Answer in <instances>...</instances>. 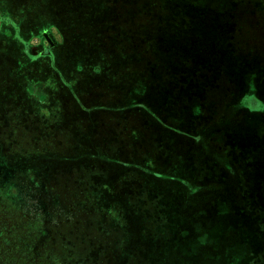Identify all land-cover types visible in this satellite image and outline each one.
<instances>
[{"label":"rangeland","instance_id":"1","mask_svg":"<svg viewBox=\"0 0 264 264\" xmlns=\"http://www.w3.org/2000/svg\"><path fill=\"white\" fill-rule=\"evenodd\" d=\"M160 1L154 18L161 26L149 43L159 63L149 72L160 76L141 81L131 102L121 101L142 100L132 107L161 133L156 142H164L133 169L159 209L149 217L151 234L124 190L112 189L125 168L103 167L109 171L104 193L86 197L88 187L84 192L75 179L53 172L92 160L90 152L76 148L63 163L44 151L62 141L33 133V116L51 115L74 96L76 63L95 67L101 59L99 47L83 46L97 41V32L72 8L55 15L35 10L38 0L21 9L0 0V264H161L164 256L169 264H242L248 246L259 245L249 228L264 222V50L242 51L241 38L230 37L233 18L242 15L236 3L251 8L264 33L256 9L262 13L264 0ZM108 27L100 40L115 62ZM100 103L108 106L102 112L117 111L115 100ZM79 109L74 99L63 125L74 124ZM68 145L65 140L61 148Z\"/></svg>","mask_w":264,"mask_h":264},{"label":"trees","instance_id":"2","mask_svg":"<svg viewBox=\"0 0 264 264\" xmlns=\"http://www.w3.org/2000/svg\"><path fill=\"white\" fill-rule=\"evenodd\" d=\"M14 1L11 7L15 9H21L23 7L31 6L33 7L36 0H11ZM39 5L36 6L38 12L43 13L50 8L53 14H63V10L67 8H72L73 13L84 17V23L88 24L92 29H95L99 39L97 41L87 40L84 43V47L91 49L92 47H99L102 52V57L97 61H109L111 60L106 56L104 43L101 42L100 36L105 33L106 26L109 25L108 30L110 34H113V40L110 39L108 44H110V49L113 52V59L116 63H135L143 62L150 63L154 61L149 43L152 39V35L161 26L160 23L156 22L157 17L154 18L160 10L159 6L154 5V0H38ZM98 4L99 6H97ZM151 7V9H150ZM157 8V12H153V8ZM93 17L90 18L89 16ZM157 19V20H156ZM89 22V23H87ZM87 26V25H86ZM77 27H79L77 25ZM112 31V32H111ZM156 73V72H155ZM119 76L112 80L111 84L116 87V89L124 88V85L129 84H140L144 81V77L134 72L131 75ZM134 87V86H132ZM128 91L131 95L139 90V87L132 88ZM75 96V93H74ZM124 96V95H123ZM124 99V98H123ZM131 100V99H130ZM122 99L116 103H121ZM87 114H80L78 119L74 120V124H69V126L63 125V119L59 116V107H56V112L51 115L38 117L33 116L36 124L34 134H38L39 138L52 139L53 143H61L62 145L65 140L69 145L65 148H61L62 145H55L53 149H45L44 151L56 155L66 163L65 160H70L77 155L76 148H84V152H90L92 155V150L90 147L98 145V133L94 130L99 129L100 125H108L110 117L108 110L106 108H101L99 112L90 113L94 108H83ZM35 115V114H34ZM48 117V118H47ZM31 118V117H30ZM109 120V121H108ZM107 128V127H105ZM32 130H30V133ZM102 135L109 134V131L104 132L102 130ZM101 135V136H102ZM37 138V137H36ZM57 147V148H56ZM97 152V151H96ZM53 173L60 174L61 180L64 178L66 181L74 180L79 188L81 186L82 191L86 192L88 187L86 197H92L99 199L104 193V184H102L103 176L94 171L93 160L85 162H77L76 165H64L62 167L57 166ZM114 191L119 192L124 190V194L130 203V206L135 210L140 212L143 217L146 231L153 233L154 223H151L149 217L156 214L158 207H152L147 201V194H143L145 187L143 185L142 179L135 173L121 177V179L112 188ZM91 192V193H90ZM111 207H107L110 209ZM113 211H119L117 208L113 207ZM116 210V211H115ZM145 210V212H142ZM120 212V211H119ZM157 222V221H155ZM159 225H161L162 220H158ZM151 230H150V229ZM4 251L8 252V248L5 247ZM10 252V251H9ZM169 259V257H168ZM168 259L164 256L161 260V264H169ZM249 255L242 258V264H247Z\"/></svg>","mask_w":264,"mask_h":264},{"label":"crops","instance_id":"3","mask_svg":"<svg viewBox=\"0 0 264 264\" xmlns=\"http://www.w3.org/2000/svg\"><path fill=\"white\" fill-rule=\"evenodd\" d=\"M154 2L155 6L161 5L160 0H154ZM236 6L237 13L241 12L242 15L241 17L237 15L235 18H233L234 24L236 23L237 25L235 24V34L230 38H232L233 41L236 40V38H241V41L243 42V44H245V47L244 49H242V51L245 50L247 52V48L252 47L254 49L259 48L261 50H264V33L262 34L257 31L259 30L262 21L259 22V20H255L253 16L250 15L249 10L251 8L246 7L244 4H240L238 6L237 3ZM241 7L243 8L241 9ZM256 9H258V13L262 17H264V10L262 11V13H260V7ZM262 9H264L263 6ZM262 20L264 21V19ZM108 34H110V31H108ZM234 36H236V38ZM108 45L109 44H107V46ZM107 48L109 49L110 46H108ZM114 63L116 62L103 61L97 63L95 67H87L86 65L83 66L76 63V67H74L70 73L71 85L76 87L75 96L69 98L65 97L64 100L59 103V116L62 118L64 111H66V109H69L70 105L73 106L74 99L81 102L82 109L83 107L99 109L108 108L107 104H105V106H101L103 105L100 103L102 101L107 103L115 100V102H117L120 99L123 100V98H129V101L131 102L133 100V95H131L128 91L132 86H134L132 88L139 87V90L137 91L139 92L142 89L140 85L144 84L133 85L127 83L126 85H124V88L116 89V87L113 86L111 82L113 79L119 76H124L125 80L126 75H131V72L133 70L135 73L142 75V77H144V81H148H145V83L152 84V81L156 79L153 77L156 76L158 78L160 76V74L157 75V73L155 72H149V70L158 69L159 63L155 61L150 63H116L117 65ZM80 70H83V72H80ZM200 70L202 72L204 71L203 69ZM161 74H163V72ZM78 80H80L83 84L80 85L79 82H77ZM126 92H128L127 95L125 94ZM92 98L98 100L95 102L91 100ZM134 99L137 100V102L133 101L132 106L138 107L142 100L138 98ZM96 103H100L101 105ZM120 105L122 104L116 103L114 105V108L111 107V109L117 111H114V113H112L111 111L108 112L110 117V121L108 120V125H100L98 131L94 130L95 133H98L97 140L99 141V143L96 146L90 147L92 150L93 167L94 171L98 174H101L103 177H105L106 175L108 176L109 171H103L102 168L114 164L119 165L123 169L125 168L126 172L122 175V177L130 175L132 173L136 174L137 172L133 171V169L138 167L139 165V167H141V164L149 159L150 155L148 151L152 152L154 151L153 148L164 146V142H156V140L161 136V133H158L153 124H148V122L144 119L142 113L136 112V110L132 106ZM84 111L85 110H80V114H87L84 113ZM102 130H104V132L109 131V134L102 135ZM96 156L106 158L105 162H98L95 159ZM114 159L117 162H115ZM118 162L124 163L120 164ZM136 162L137 164L135 166H131V164L134 165ZM153 175L156 177H160L157 172ZM120 179L121 177L117 179V182ZM146 193L147 191L143 192V194ZM251 228H249L250 231L253 232L254 235L258 237V239H260V243L258 246L252 248L251 246H248L249 259L247 264H264V237L260 236V234L264 235V222H260L258 223V225H252ZM250 231H246L248 238H250ZM255 236L253 238L256 239ZM245 242L246 244L248 243V241Z\"/></svg>","mask_w":264,"mask_h":264}]
</instances>
